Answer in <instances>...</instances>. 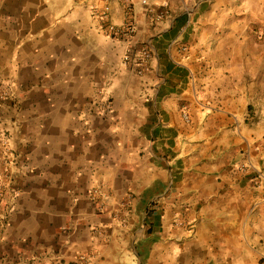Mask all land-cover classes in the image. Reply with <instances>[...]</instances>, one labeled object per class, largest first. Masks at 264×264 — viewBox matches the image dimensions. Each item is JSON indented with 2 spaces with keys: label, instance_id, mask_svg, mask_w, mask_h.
<instances>
[{
  "label": "crops",
  "instance_id": "crops-1",
  "mask_svg": "<svg viewBox=\"0 0 264 264\" xmlns=\"http://www.w3.org/2000/svg\"><path fill=\"white\" fill-rule=\"evenodd\" d=\"M133 1L128 42L117 0H0V264H264V183L236 168L264 172V0Z\"/></svg>",
  "mask_w": 264,
  "mask_h": 264
},
{
  "label": "built area",
  "instance_id": "built-area-1",
  "mask_svg": "<svg viewBox=\"0 0 264 264\" xmlns=\"http://www.w3.org/2000/svg\"><path fill=\"white\" fill-rule=\"evenodd\" d=\"M125 10L127 17L123 25L110 24L108 26V35L116 40L132 41L137 34V27L133 24L134 16V1L133 0H117ZM143 5L148 13L151 22H161L168 18L171 14L169 3H163L160 10H154L152 3L149 0L143 1ZM107 18V16H106ZM153 61L152 51L145 47L140 51L127 54L124 58L125 66H132L136 74L140 77L146 75L151 68ZM14 96L13 86L0 79V107ZM109 99L105 103H109ZM186 122H190V116L187 113L183 114ZM17 154L11 146L10 138L5 133H0V226L5 223L4 198L9 189V182L12 179L13 168L17 164ZM245 175H254L257 188H262L264 183V172L258 171L251 163L241 162L236 167ZM93 204L101 211H107L109 205V195L103 187H96L91 195ZM178 225V223H177ZM179 225H183L179 223ZM69 264H94L93 257L85 254L79 255L72 263Z\"/></svg>",
  "mask_w": 264,
  "mask_h": 264
},
{
  "label": "rangeland",
  "instance_id": "rangeland-1",
  "mask_svg": "<svg viewBox=\"0 0 264 264\" xmlns=\"http://www.w3.org/2000/svg\"><path fill=\"white\" fill-rule=\"evenodd\" d=\"M98 94H100L101 95V91H100V93H98ZM99 107V106H98ZM102 109H103V107H102ZM188 114V113H187ZM185 121V120H184ZM190 121H191V119H190ZM8 137H9V135L8 134H6ZM10 138V137H9ZM11 143V142H10ZM11 146H12V144H11ZM13 148V147H12ZM17 154V153H16ZM18 157V156H17ZM94 190V188L92 189V191ZM91 191V192H92ZM92 194V193H91ZM86 255V254H85ZM40 263L39 264H49V263H45V262H41V261H39ZM72 263V262H71Z\"/></svg>",
  "mask_w": 264,
  "mask_h": 264
}]
</instances>
